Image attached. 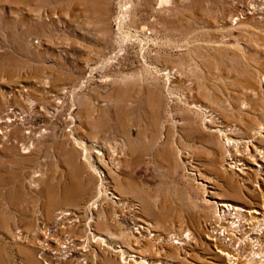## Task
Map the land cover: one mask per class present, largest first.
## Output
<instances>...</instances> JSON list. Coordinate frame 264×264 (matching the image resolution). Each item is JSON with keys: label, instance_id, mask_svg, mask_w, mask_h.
Wrapping results in <instances>:
<instances>
[{"label": "rangeland", "instance_id": "374dc122", "mask_svg": "<svg viewBox=\"0 0 264 264\" xmlns=\"http://www.w3.org/2000/svg\"><path fill=\"white\" fill-rule=\"evenodd\" d=\"M8 109L0 264H264V0H0Z\"/></svg>", "mask_w": 264, "mask_h": 264}, {"label": "bare ground", "instance_id": "6f19581e", "mask_svg": "<svg viewBox=\"0 0 264 264\" xmlns=\"http://www.w3.org/2000/svg\"><path fill=\"white\" fill-rule=\"evenodd\" d=\"M122 10H123V8H122ZM196 107H199V106H196ZM5 114H6L5 117H1L0 118V143L5 142L6 137H7V134L5 133L4 129L8 128L11 125H13V122L15 121V114L13 113V110H9L8 109L7 111H5ZM209 121H211V119ZM205 122H206V120L203 121V124H205ZM18 132L20 133V130H18ZM237 143H239L237 140H233L231 138L230 139L226 138L225 140H223V147L225 148V150L227 152H229L232 149V147L235 146ZM259 158H260V156H259ZM227 159L233 160L231 155L228 156ZM233 164H234V167H233L234 171H236L237 173H239L242 176H244L246 174L247 169H246V167L244 166V164L240 160H236V161L234 160ZM262 169L263 168L261 166H257V170H256L257 171V175H261ZM111 199H114V196L111 193H106L105 191L104 192L103 191L102 192L97 191V194H96L95 198L91 201V203H90V205L88 206L87 209H88V211H90L92 209H95V208H97V205H98L99 201H108V200L110 201ZM219 209H221L220 212L222 214L227 215L229 217L231 216V217H234V218H240V217L242 218L243 216H247L249 218L257 219V217H260V216L264 215V212L262 210H255L254 208H249L247 210H244V209H242L239 206H234L232 204H226V203L218 204V209L217 210H219ZM65 212L66 211H62V212L59 213V216L56 218L55 223L67 219L66 216H68L69 214L65 213ZM263 224H264V222H263ZM231 225H232V223H230V226ZM141 229H142V227H140L139 225L138 226H134V228H133L134 234L137 235V236H135L137 240H140V238H142V236L138 234V231L141 230ZM218 233L219 232L215 231V233H211L210 234L213 241L218 240V238H222L223 237V231H222V234L221 233L218 234ZM15 235H16V239L19 238V237H22V233H20L19 230L16 231ZM144 235L147 237V239H150V237H153V234L148 233V232L145 233ZM171 235H173V234H171ZM188 235H189V233L185 232V233H182V235H180L181 238L180 237L178 238V235H177V237H171L170 236L171 238H169L168 241L163 239V238H161V237H158V242L161 243V242L165 241V242H170V243H172L175 246L183 247L184 244L189 241V239H188L189 236ZM142 239H146V238H142ZM160 239H161V241H160ZM223 239H225V237ZM90 241H92V240L90 239ZM84 243H87V240L86 241L84 240ZM39 245H41L42 252L44 254H46L48 249L45 247L46 248V252H45V249L42 247L43 245L42 244H39ZM67 245H69L68 241H67V243L65 242L64 245H61V246L57 247V249H55L56 250L55 253L59 254L58 255L59 257L65 259V255H67V252H69V250L72 249L70 246H67ZM219 253H221L225 257L227 263L229 262V264H238V262H236V260L233 257L234 255L230 256V254L226 250H221V251H219ZM48 254H50V252ZM51 255L53 257H55V259H60L58 256L54 255L53 252L51 253ZM129 257L130 258L128 260H130L133 263L137 264L136 260H135L136 258H134L133 256H129ZM138 264H148V263H146L145 260H140V262L138 261Z\"/></svg>", "mask_w": 264, "mask_h": 264}]
</instances>
